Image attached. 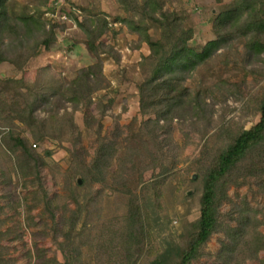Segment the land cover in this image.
<instances>
[{
  "label": "rangeland",
  "instance_id": "rangeland-1",
  "mask_svg": "<svg viewBox=\"0 0 264 264\" xmlns=\"http://www.w3.org/2000/svg\"><path fill=\"white\" fill-rule=\"evenodd\" d=\"M156 2L191 31L189 38L179 34L173 43L174 53L191 52L185 54L191 69L176 72L184 80L171 83L186 91L171 97L168 90H159L161 101L154 106L165 120L141 113L138 86L149 74L140 64L150 51L115 20L139 19L142 0H126L128 9L117 0H0L9 19L34 16L42 22L41 32L54 26L55 33L52 43L34 56L10 53L0 63V81H21L25 88L42 89L48 99L51 89L91 64L103 78L90 104L78 110L66 104L56 108L55 102L37 104L34 116L44 121L50 136L42 141L36 128L30 134L27 125L0 111V247L11 264H172L200 216L204 181L218 155L259 121L264 30L226 27L220 32L215 27L219 22L238 26L226 23L227 14L247 3L255 4L264 21V0ZM238 16L243 23L244 15ZM98 17L107 23L93 44L100 64L88 51L81 28ZM147 32L159 38V30L150 27ZM251 40L260 41L259 54L248 49ZM210 42H216L211 53L199 55ZM176 59L181 62V55ZM1 98L7 104L16 101L0 85ZM11 137L27 142L30 157L12 149ZM107 155L111 166L103 171L106 185L91 184L90 177L99 175L92 165H102ZM237 167L218 186L217 222L222 229L210 235L190 264H220L225 229L236 227L242 209L257 212L255 217L263 221L258 231L264 236V141ZM117 177L124 186L119 187ZM135 207L140 223L132 227L129 217ZM125 228L134 229V238L127 240ZM245 264H264V249Z\"/></svg>",
  "mask_w": 264,
  "mask_h": 264
},
{
  "label": "trees",
  "instance_id": "trees-1",
  "mask_svg": "<svg viewBox=\"0 0 264 264\" xmlns=\"http://www.w3.org/2000/svg\"><path fill=\"white\" fill-rule=\"evenodd\" d=\"M117 1L123 5V9L124 7L128 9V6L124 5L126 0ZM48 8L45 12H48ZM50 8V12L53 14L55 5L52 4ZM137 8L139 11L138 15H140L139 19L127 16L124 18L116 17L115 20L126 26L131 34L138 37V43H145L150 51L149 56L144 58L140 64L141 69L149 74V77L143 79L138 86L140 111L144 115L153 114L157 120H165L167 116L161 117L162 113L157 112V106H154L157 102L156 100L161 101L159 90H168L169 94H167L171 97L178 94L183 96L186 91L185 88L178 89V84L171 83L177 80L180 82L184 80L181 76H176V72L179 68L184 69L186 72L191 69L190 65L186 63L187 60L185 58V54L187 55L191 52L183 51L181 53H174L173 43L179 34H187L189 38L191 31L189 29L184 30L180 19L176 18L179 16L171 12L163 11L162 6L156 0H142V4ZM244 8H240V5H238L233 12L227 14L226 21L229 22L226 23H234L235 25L238 23V26H226V24L219 22L215 28L220 32L226 27L232 28L233 31L263 32L264 21H260L261 12L257 11L255 4L249 5L247 3ZM126 12L129 13V11ZM239 14L244 15L245 20L243 23L241 20V22L238 20ZM42 27V22L39 18L23 15L13 21L0 10V63L7 62L10 53L15 52L20 55L26 54L27 56H34L41 46L48 47L55 36V33L52 31L54 26H51L48 32L44 30L41 32ZM150 27L159 30V38L157 40L149 36L147 31ZM81 28L86 38L88 51L96 54L95 56L98 59L96 64H100V59L97 56L99 53L95 52L93 44H95L97 39L107 29L106 21L98 17L96 21H89V24L86 23ZM5 33H8L9 37L5 36ZM215 44L216 42H210L208 47L205 48L206 51L199 55L211 53V47ZM247 47L251 52H254V55L262 51L260 41L257 40H251V44L247 45ZM179 54L181 55V62H178L176 59V56ZM95 67L91 64L79 69L71 81L60 83L55 86L56 88L51 89L52 95L48 99L42 89L38 92L35 89L25 88L21 81L14 79L2 80L0 81V85L3 92L12 91L16 101L14 100L12 104H7L1 98L0 111L11 114L10 119L27 125L30 134H33L36 128L37 140L42 141L48 139L50 136L47 135L44 124L42 125L44 121L38 120L34 116L35 109L38 106L37 104L48 103L53 106L55 102L57 105L56 108L65 109L66 104L72 106L73 110H78L79 105L82 107L88 106L91 101L92 92L95 91L103 80ZM158 76L160 80L155 83L154 81L159 78ZM160 95L165 97L164 93ZM152 99L155 100L154 103ZM52 110L55 109L52 108L51 112ZM259 112L260 118L257 124L247 131L238 133L233 143L218 155L213 169L208 172L200 200V216L197 221L191 224L192 233L190 239L184 247L178 250V260L172 264H190L194 259L198 258L201 245L208 240L210 235L217 229H222L219 228L217 222L218 186H222L226 177L230 175L237 165L246 159L253 148L264 141V102L261 104ZM12 140L13 150L20 148L30 157L31 150L24 139L15 137ZM108 159L111 160L110 155H107L105 158L102 157L104 162L102 165L100 162L92 165V168L94 166L95 168H99V175L98 177H90L91 184L98 183L102 186L106 185V177H104L103 171L105 168L111 166V162ZM117 179H120L119 182L117 181L119 187L124 186L122 178L117 177ZM262 185L264 186V183ZM117 191H119L118 187ZM254 213L257 212L242 209L238 213L236 227L225 229L226 238L222 241L221 249L217 256L220 264H245L247 259H255L257 253L264 249V236L258 231L259 227L263 225V221L257 219ZM138 215L139 210L136 207L133 208L129 217V220H131L129 222L132 227L140 223ZM134 236V229H126L127 240H131ZM2 250H4L3 247H0V264H11L9 259L4 258ZM151 264L160 263L153 262Z\"/></svg>",
  "mask_w": 264,
  "mask_h": 264
},
{
  "label": "built area",
  "instance_id": "built-area-1",
  "mask_svg": "<svg viewBox=\"0 0 264 264\" xmlns=\"http://www.w3.org/2000/svg\"><path fill=\"white\" fill-rule=\"evenodd\" d=\"M56 6V5H55ZM47 14V13H46ZM52 16H53V14L52 13H50ZM63 17H61L60 18V20H61V22H64L65 20H66V16H64V15H62Z\"/></svg>",
  "mask_w": 264,
  "mask_h": 264
}]
</instances>
